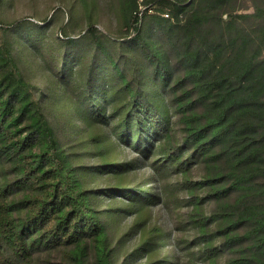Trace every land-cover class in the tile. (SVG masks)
Returning <instances> with one entry per match:
<instances>
[{
  "label": "trees",
  "instance_id": "obj_1",
  "mask_svg": "<svg viewBox=\"0 0 264 264\" xmlns=\"http://www.w3.org/2000/svg\"><path fill=\"white\" fill-rule=\"evenodd\" d=\"M104 1L0 0V264H117L138 230L125 264H264V0ZM180 201L164 254L145 215Z\"/></svg>",
  "mask_w": 264,
  "mask_h": 264
},
{
  "label": "rangeland",
  "instance_id": "obj_2",
  "mask_svg": "<svg viewBox=\"0 0 264 264\" xmlns=\"http://www.w3.org/2000/svg\"><path fill=\"white\" fill-rule=\"evenodd\" d=\"M52 0H37V5L39 9H43L45 8L47 5H49V3H51ZM143 0H140V10L141 11H145L147 9V7L142 4ZM103 5L102 6V14H101V18L104 19L103 21H107L109 20L107 18L108 15V9L106 7V2L104 0H102ZM58 3H54L53 5H57ZM23 6H27L25 3L23 5H21V7ZM29 8H24V11L28 10ZM150 14H155L154 10H148ZM30 12V11H28ZM167 14H165V18H168L166 16ZM170 18V16H169ZM114 19L113 17H110V20ZM109 22V21H108ZM107 23V22H106ZM115 25V22H114ZM119 37V36H118ZM35 71H37V69H33ZM121 155V159L123 160H128L131 158H135V157H140V155L134 150L131 149L129 147H124V149H122L120 147L119 151H118ZM95 161L93 159H87L85 161V163H91L93 164ZM152 171L150 169V167H148L147 165H142L139 166L136 173L131 177V184L132 185H136L138 184L141 185L145 180H149L150 177H152ZM153 185V184H152ZM109 187L110 183L109 181L105 178V179H98L97 178V182L93 183V188H105V187ZM112 186H115L113 183H111V188ZM153 188V187H152ZM115 193V192H114ZM114 193H111L112 195ZM174 196V199H178V200H183V194L179 193L177 189L173 188V190H170V195ZM100 201H101V207L105 210H107L108 208H116L115 210V216L114 217V221H112L111 223V229L115 230V228L117 229V233L116 235L117 238H120L123 233H125L127 230H129L132 225L135 223L136 219L139 218L138 215L136 214H125L123 212V210L126 208L127 210L130 208L129 204H127V202L125 200H123V198L119 195H116V197L112 198L110 195H106L104 197H99ZM180 201V203L178 205H174L173 207H168L164 204H159V205H154L151 206L150 209V213L145 215L146 218V225L149 229V231L154 227V226H159L161 228H164L168 233H169V238H167V242L166 244L163 246V253H167L169 251H172V253H174L175 251V246L178 245V243L180 242L179 240H191V235L188 233V235L186 236V234H183V231L180 230V228H182L181 223H179V220L181 218V216L183 214H185L186 209H183L185 206H183L182 202ZM126 202V203H124ZM125 206V207H124ZM183 217V216H182ZM167 233V234H168ZM186 236V237H185ZM140 237H141V233L138 230L136 233H130V235L126 238L127 242L123 248V250H128L127 253L122 254L120 253L117 264H125L126 263V258H127V254L129 253L130 250L134 249L135 247L138 246L139 242H140ZM119 240V239H118ZM177 244V245H176ZM182 248H186L185 244H180L179 247H177V250H181L179 251L180 254L187 253L188 251H192L194 250L193 248L187 250L186 251H182ZM120 252V251H119ZM145 261L140 258L138 259L135 264H144Z\"/></svg>",
  "mask_w": 264,
  "mask_h": 264
},
{
  "label": "built area",
  "instance_id": "obj_3",
  "mask_svg": "<svg viewBox=\"0 0 264 264\" xmlns=\"http://www.w3.org/2000/svg\"><path fill=\"white\" fill-rule=\"evenodd\" d=\"M167 17H169L168 15H166Z\"/></svg>",
  "mask_w": 264,
  "mask_h": 264
}]
</instances>
